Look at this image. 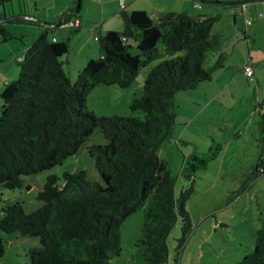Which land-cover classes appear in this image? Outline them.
<instances>
[{
  "label": "trees",
  "instance_id": "obj_1",
  "mask_svg": "<svg viewBox=\"0 0 264 264\" xmlns=\"http://www.w3.org/2000/svg\"><path fill=\"white\" fill-rule=\"evenodd\" d=\"M14 1L0 0V19ZM214 4L236 9L244 2ZM77 10L69 9L58 24L70 21ZM20 13L26 15L22 7ZM120 13L122 29L97 35L100 54L87 61L75 80L60 58L69 50V37L54 40L48 26L24 49L18 77L4 83L0 92V185L21 187L24 176L62 163L97 127L106 139L87 146L101 180L89 179L85 169L65 170L59 183L60 176L50 172L37 193L41 205L31 211L20 202L3 206L0 230L40 239V245L28 249V264H111L122 250L121 224L140 208L144 219L137 264L168 261L167 238L179 216L183 240L192 230L185 206L191 188L176 196V174L159 149L176 123V92L197 87L225 66L224 51L205 65L208 52L221 46V33L213 32L220 13ZM18 19L0 22L3 40L14 37L4 22ZM134 45L139 52H131ZM154 59L159 61L146 74L141 92L134 94L129 114L98 115L88 107L87 95L96 85L128 87ZM261 160L264 169V156ZM4 251L0 237V258ZM233 264H264V225L257 228L254 247Z\"/></svg>",
  "mask_w": 264,
  "mask_h": 264
},
{
  "label": "rangeland",
  "instance_id": "obj_2",
  "mask_svg": "<svg viewBox=\"0 0 264 264\" xmlns=\"http://www.w3.org/2000/svg\"><path fill=\"white\" fill-rule=\"evenodd\" d=\"M68 1L69 6H65ZM77 1L39 0L35 4L34 0L28 3L20 0L22 12L30 11L35 19L29 20L24 16L4 22L14 37L3 40L0 35V92L3 77L10 81L19 75L18 56H23V42L32 43L48 26L51 27L49 34L57 35L59 40L69 37V50L60 58L72 80L91 57L99 56L96 36L107 29H122L120 10L124 5L120 0ZM18 2L15 0L14 4ZM160 2L171 5L169 1ZM52 3L54 7L47 6ZM78 3V10L71 18L79 17L81 26L59 25L63 15ZM137 3L134 1L133 5ZM192 3L187 1L177 8L167 9L193 15L203 12ZM59 6L66 8L59 12ZM202 6L208 5L204 3ZM5 9L6 16L14 15L11 3ZM132 9L127 5L126 11ZM230 9L222 5L217 8V12H225L213 27V32L222 35V48L210 50L205 62L206 66L213 64L218 52L225 49L228 55L225 67L214 69L213 77L197 87L176 92V123L170 139L165 140L159 149L160 156L169 161L176 174V196L191 188L185 206L190 212L192 230L183 240V222L179 216L168 235L169 258L163 264H233L254 247L257 228L264 225V169L261 163L264 156V58H257V55H262L258 48L261 42L257 40L254 44L244 37L242 30L235 27ZM3 11L4 6L0 5V12ZM95 25L99 28H94ZM236 32H239V39ZM16 44H19L18 48ZM130 50L139 52L135 45ZM249 51L257 60L255 73L251 76L241 67V59L246 62L250 59L246 57ZM158 61L154 59L142 66L128 87L99 83L87 95L88 107L98 115L129 114L134 94L141 92L146 74ZM105 141L97 127L62 163L24 176L21 187L0 185V217L6 204L20 202L26 211L41 205L43 201L37 193L50 172L60 176L59 183L63 182L65 170L76 172L85 169L89 179L101 180L87 146ZM143 219L144 210L140 208L121 224L122 250L113 257L111 264H137L135 254ZM0 237L5 242L0 264H28V249L40 245L38 236L18 231L8 233L0 230Z\"/></svg>",
  "mask_w": 264,
  "mask_h": 264
},
{
  "label": "crops",
  "instance_id": "obj_3",
  "mask_svg": "<svg viewBox=\"0 0 264 264\" xmlns=\"http://www.w3.org/2000/svg\"><path fill=\"white\" fill-rule=\"evenodd\" d=\"M28 1H30V0H25L26 3H28ZM38 1L39 0H34L35 4H38ZM128 1H129V3L127 4L126 0H123L124 6H122V9L126 10L127 5H128V7L130 6L133 9H145L153 17H155L159 12H161L163 10H169L167 8H177L178 5L181 6V4H185V2H187V1L189 3L191 1H193L192 5L194 7H196L194 4L195 0H152L153 1L152 3L148 2L147 0H145V1L144 0H128ZM134 1H138V3H137L138 5H135V4L133 5ZM160 1H163V2L169 1V3L173 7H170L171 5H166V3H161ZM178 1H180V2L178 3ZM226 1H232V2L238 1V2H240L242 0H226ZM69 3H70V1H68V3L65 6H69L68 5ZM202 5L203 4H201L200 7H196V8H202L203 9V12L199 13L198 15H211L214 13H220V16H223L225 14V12H223V11L217 12V8H219L220 4L207 3L208 6H206L205 8H203ZM47 6L48 7H54V4L52 3V4L47 5ZM65 6H59V9H58L59 12H62V10H64V8H66ZM78 6H77V8H78ZM167 6H169V7H167ZM21 7L23 8L22 2H18V4H12V11H14V13H17V12L21 11ZM234 8L235 7H232L229 10V12L231 15H233V23H234L235 27L239 30L241 29L242 32L245 31L246 33L245 34L243 33L244 37H247L250 41H253L254 44L257 43V40H259L261 42V43H259L261 45L258 46V48L262 51V55H257V58L261 60L262 58H264V0H251L250 3L246 2V7L244 10H241L242 6H239L235 9L237 15H234V13H233ZM170 10H174V9H170ZM26 14L32 15L35 17V15L32 14L30 11H29V13H26ZM70 20L75 21L76 22L75 25L81 26L82 21L79 17H76L74 20L71 18ZM68 22L64 23L63 25H65V26L70 25V24H68ZM94 28H99V26L95 25ZM53 36L56 37L57 39H59L57 35H53ZM235 36L237 39H239L240 38L239 32H236ZM221 43H222V40H221ZM23 44L25 46L24 48H26L30 43H29V41L25 40L23 42ZM18 47H19V44L18 45L16 44V48H18ZM221 48H222V44H221ZM220 51L227 52L225 49H222ZM216 56H218V55H216ZM227 57H228V55H227ZM246 57H248L252 60L254 73H255V67H254V63L256 60L255 55L251 51H249V54H247ZM250 59H248V60H250ZM260 60L258 61V63H261ZM241 62H242L241 67L243 68L246 61H245V59H241ZM225 65H226V62H225ZM243 72H244V70H243ZM5 78L6 77H3L2 87H3L4 83L8 82V80Z\"/></svg>",
  "mask_w": 264,
  "mask_h": 264
},
{
  "label": "built area",
  "instance_id": "obj_4",
  "mask_svg": "<svg viewBox=\"0 0 264 264\" xmlns=\"http://www.w3.org/2000/svg\"><path fill=\"white\" fill-rule=\"evenodd\" d=\"M121 2H122L121 4L123 5V0H121ZM194 4H195L196 7H200V6H201V3L198 2V1H195ZM245 7H246V4L244 3V4L242 5L241 10H244ZM234 12H236L235 9H234ZM262 14H263V13H262ZM25 17H26L27 19H29V20H33V19H35V17L32 16V15H26ZM68 24H70V25H75L76 22L70 20V21L68 22ZM53 39L55 40L56 37L53 36ZM18 57H19V59H22V56H18ZM243 68H244V72H245L247 75L251 76V75L254 74V69H253V64H252V60H251V59L248 60V61L244 64Z\"/></svg>",
  "mask_w": 264,
  "mask_h": 264
},
{
  "label": "water",
  "instance_id": "obj_5",
  "mask_svg": "<svg viewBox=\"0 0 264 264\" xmlns=\"http://www.w3.org/2000/svg\"><path fill=\"white\" fill-rule=\"evenodd\" d=\"M206 2H210V3H221V4H226L227 1L225 0H205ZM244 3H246L247 1H251V0H242ZM79 4H76V6H74L73 8L77 7ZM72 9V8H71ZM27 15V14H26ZM25 14L23 13H20V14H14V15H10V16H5L4 18H1L0 19V22L1 21H4L6 18L7 19H13L15 17H24L26 16Z\"/></svg>",
  "mask_w": 264,
  "mask_h": 264
}]
</instances>
